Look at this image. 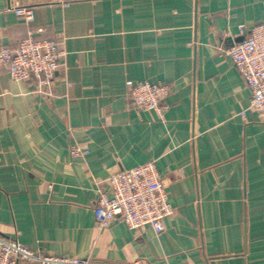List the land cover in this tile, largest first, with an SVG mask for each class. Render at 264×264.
Instances as JSON below:
<instances>
[{"label":"crops","instance_id":"crops-1","mask_svg":"<svg viewBox=\"0 0 264 264\" xmlns=\"http://www.w3.org/2000/svg\"><path fill=\"white\" fill-rule=\"evenodd\" d=\"M263 21L264 0H0V45L65 51L50 95L0 71V236L91 264H264V125L224 51ZM139 81L171 86L165 120L132 107ZM148 161L175 208L162 230L96 228L97 189Z\"/></svg>","mask_w":264,"mask_h":264},{"label":"built area","instance_id":"built-area-1","mask_svg":"<svg viewBox=\"0 0 264 264\" xmlns=\"http://www.w3.org/2000/svg\"><path fill=\"white\" fill-rule=\"evenodd\" d=\"M14 13L26 23L34 17L33 8L15 6ZM241 74L250 95L247 110L257 113L264 125V21L254 24L243 40L226 48ZM65 51L58 41L36 39L31 31L15 48L0 45V71H6L14 80H29L41 94L50 95L52 81ZM171 86L161 82L139 81L128 86V96L137 111L152 110L165 120L168 104L165 98ZM244 116V112H241ZM72 157H84L87 151L81 144L69 148ZM97 189L93 205L95 226L99 230L111 221L119 220L128 229L149 226L161 231L163 219L174 214L164 182L155 161L112 172ZM0 264H91L89 256L64 257L41 254L19 242L16 238L0 236ZM131 264H154L135 258Z\"/></svg>","mask_w":264,"mask_h":264},{"label":"water","instance_id":"water-1","mask_svg":"<svg viewBox=\"0 0 264 264\" xmlns=\"http://www.w3.org/2000/svg\"><path fill=\"white\" fill-rule=\"evenodd\" d=\"M243 38H244V36H240L236 41L238 42V41H241V40H243Z\"/></svg>","mask_w":264,"mask_h":264}]
</instances>
